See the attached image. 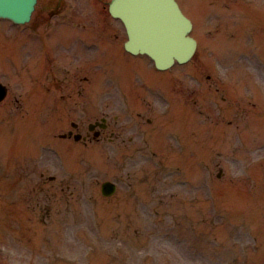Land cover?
Here are the masks:
<instances>
[{
    "label": "rangeland",
    "instance_id": "obj_1",
    "mask_svg": "<svg viewBox=\"0 0 264 264\" xmlns=\"http://www.w3.org/2000/svg\"><path fill=\"white\" fill-rule=\"evenodd\" d=\"M180 1L199 22L205 13H208V20L211 19L215 22L223 20L230 26L233 24L227 11L222 9V2L226 0ZM259 1L248 0L247 5L261 11L264 8V6H260L263 0ZM240 9L243 11L245 7L242 6ZM219 11L222 12V16L218 13ZM97 15L98 13H94L95 18ZM201 24L204 25L205 22L202 20ZM120 25L116 22L113 24L114 34H117L113 38L115 43H121L125 39L123 28H120ZM205 30H208V26L202 30L203 33ZM24 34H26L25 31L20 32L12 29L10 36H16L18 43H26L27 36ZM207 39L202 38L204 45L200 49L198 57L204 52L209 53L208 48L213 51L215 56L223 60L230 56V52L220 46L221 37H216L205 43ZM240 39H244L243 34L240 35ZM5 44L8 43L0 42V49L2 47L0 52L7 61V65L0 66V79L4 83H15L20 86V81L25 79V73L21 74L18 69L17 56L10 53L4 54L9 50V46ZM119 58L121 57L119 56ZM195 63L198 69L202 68L199 61ZM130 64H136L148 71L146 66L137 60L131 59ZM226 65H224L225 71L228 77L232 78L229 69L234 68H232V64ZM254 67L256 66H249V69ZM249 69L245 70L248 82L252 77H256L255 75L247 76ZM17 70L18 73H16ZM80 74L83 77L87 76L89 72L84 68L80 70ZM89 76L95 78L92 85L89 86L92 92H96L95 98L91 96L92 102H108L105 92L107 89H112L114 84H103L102 89L97 91V84L100 85V81L97 80L98 78L105 79L104 74L97 71L95 76ZM109 78L111 77H106V79ZM35 79L34 85L22 87L25 102H41L42 95L46 91L53 93L49 96V101L54 99L55 102H69L64 101L62 96L67 91L63 87L59 90L56 89L59 84L56 78L51 80V77L49 78L47 74L44 75L40 68L35 73ZM258 84L264 88L261 83ZM68 85L75 88V92H77L78 88L86 84H80L76 80V85ZM14 89L17 94H21V88L15 86ZM129 91L133 94L131 90L120 89L123 99L112 103V114L119 112L117 111L119 109L126 110L120 102H137L134 97H130ZM194 94L195 98L199 99L201 93L195 91ZM182 95L187 94L182 93ZM39 97H42L41 101H39ZM150 98L153 100L152 97ZM11 101L13 99L9 98L8 102ZM76 101L84 102L85 99H76ZM211 102H215V100ZM4 105L0 109L4 108ZM9 105L5 111L8 110ZM5 111L0 112L1 120L5 117ZM178 117V115H174L169 119H172V123L176 124ZM3 123L4 125L0 126V169L7 166L8 169H11L9 171L11 173L14 162L11 157L8 161L9 164L6 165V155L8 150L12 154L17 151L14 150L13 145L15 134L11 132V122L5 124L4 119ZM236 124L242 127L241 123L237 122ZM59 132L62 130L59 129ZM149 141H152L150 136ZM169 141L166 137H160L158 143L154 142L159 154L156 158L148 160L149 163L145 162L147 160H142L141 156H138V164L131 163V155L120 153L121 149L114 145L110 146L109 150L97 145L91 151L84 147L81 149L66 147V150L70 152L61 151L59 160L51 152L29 155L27 161L34 163L37 157L38 161L35 162L42 163L48 168L49 175L56 176L58 181L62 182L60 190L62 188L67 190L69 187V190L73 192V197L65 194L59 195L55 197L53 203H49L42 210L43 227L37 229L38 223L31 224L33 229L29 232V243L26 236L17 235L19 241L16 246H13L16 257L25 264H60V261L66 264H264V156H255L254 149L245 150L242 143L238 146L234 145V140L231 145L232 139L229 138L224 139L225 147L223 148L230 150L217 149V145L213 146L208 149L209 151H206L208 152L206 154L209 160L208 164L201 165L199 157L188 159L190 157L188 145V148H184L180 144H175L172 148L168 144ZM175 153H177L178 159L185 160L186 167L187 160L194 161L193 165H196V171L202 170L203 172V176L198 171L189 177L192 199L194 200H185L183 186L186 184L187 177L182 164L178 160L174 161V157H171V154ZM144 155L145 157L149 156V154ZM261 157L263 159L259 162ZM156 162L163 163L164 166L161 168L169 170L166 172L168 173L166 176L157 168ZM142 165L150 173L153 172V167L155 168L156 178L159 182L154 186L167 187L166 194L176 190H180L181 193L176 191L177 196L173 198L172 193L165 197L158 196L155 192L156 200L151 202L140 203L131 199L127 200L124 196L127 190L124 181L130 187L133 185L132 180L138 176L145 179L149 176L151 181V175L145 169H140ZM172 170L180 171V174L173 175ZM220 170L223 172L222 180L217 178ZM22 172H33V165L28 166ZM6 175L8 172L3 177L0 176V180L3 179L4 183L1 186H6L0 191L1 194L4 198L10 196L18 198L14 196L13 190L8 189V182L12 178ZM37 175L35 177L38 178ZM106 180H117L120 183L119 195L111 199H104L101 196L100 185ZM174 181L177 186H181L173 188ZM54 185L58 189L57 184ZM130 192L133 195L137 194L135 189H130L126 191V195ZM160 199L163 202L159 201ZM24 204L26 207V203ZM18 207H10L2 202L0 204V221H3L4 216L8 220L11 219ZM49 207L52 208L48 209ZM33 210L40 211L35 207ZM52 210L54 212L58 210V212L50 220ZM60 210L74 213V216L78 218L79 225L73 224L75 221L73 217L65 220L66 223L68 221L71 223L69 226L62 224L65 217L59 216ZM33 221L35 220L33 219ZM67 231L69 232L66 233Z\"/></svg>",
    "mask_w": 264,
    "mask_h": 264
},
{
    "label": "water",
    "instance_id": "obj_2",
    "mask_svg": "<svg viewBox=\"0 0 264 264\" xmlns=\"http://www.w3.org/2000/svg\"><path fill=\"white\" fill-rule=\"evenodd\" d=\"M156 2H157L156 0L149 1V3L151 4L150 9L147 10L146 12H144V13H148V12L152 11L153 8L155 7V3H156ZM138 16H139V15H138Z\"/></svg>",
    "mask_w": 264,
    "mask_h": 264
}]
</instances>
